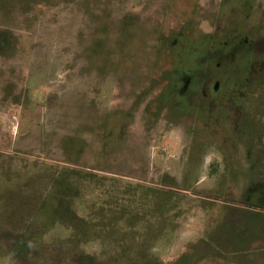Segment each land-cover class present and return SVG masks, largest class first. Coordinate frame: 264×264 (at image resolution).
Segmentation results:
<instances>
[{"label": "rangeland", "instance_id": "374dc122", "mask_svg": "<svg viewBox=\"0 0 264 264\" xmlns=\"http://www.w3.org/2000/svg\"><path fill=\"white\" fill-rule=\"evenodd\" d=\"M0 264H264V0H0Z\"/></svg>", "mask_w": 264, "mask_h": 264}]
</instances>
